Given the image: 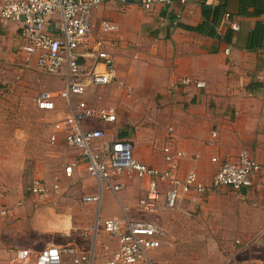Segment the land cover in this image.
Listing matches in <instances>:
<instances>
[{
	"label": "crops",
	"instance_id": "crops-1",
	"mask_svg": "<svg viewBox=\"0 0 264 264\" xmlns=\"http://www.w3.org/2000/svg\"><path fill=\"white\" fill-rule=\"evenodd\" d=\"M139 2L110 0L93 9L94 34L103 36L108 42L120 83L93 87L84 95L92 107L113 108L117 113L114 123L93 119L86 127L104 129L106 142L130 140L137 159L158 169L166 166V147L173 152L182 151L179 176L184 179L190 170H194L205 183H209L218 170L219 165L212 160L214 156L235 159L241 151L247 150L262 165V171L245 196L237 195L228 187L219 188L205 197L194 192H181L178 206L170 209L164 204L163 186L158 209L150 212L147 221L158 223L166 233L168 231L169 237L164 241L171 245L175 239L172 234L178 226L177 218L181 215L191 218L197 210L211 211L213 219L221 221L219 225L228 227L225 230L228 236H234L230 255L226 256L228 264L241 260L264 264V35L262 45H253L256 23L264 24V12H258L254 3L243 5L242 0H197L172 8L157 6L150 11L141 9ZM103 21L117 24L119 31L114 34L102 32ZM233 25H238L239 29L235 30ZM227 35L230 42L225 40ZM19 44L18 26L0 19V59L17 58L24 63L26 55L19 51ZM227 46L231 47L229 55L225 53ZM32 69L22 73L23 79L18 85L19 99L26 98L23 90L28 89V85L35 93L34 98L26 99L30 110L33 106L38 108L39 91L55 89L42 86L39 75L58 78L60 89L65 83L63 74L50 75ZM183 77L204 81L206 87L197 90L193 84H188L176 88V83ZM0 78L11 80L9 74L2 72ZM133 94V100L128 102L126 98ZM143 99L150 100L151 112H148L147 120L130 125L133 123L129 120H135L133 111ZM56 103L53 111L64 116L65 101L57 98ZM127 106L132 113L131 119L123 115L122 108ZM213 129L218 131L215 138L211 136ZM51 133L52 129L49 140ZM210 139H213L212 144H209ZM104 141H99L98 146ZM51 144L64 151V167L79 156L78 150L63 142ZM57 179L63 186V194L49 203L35 200L37 204L26 206L25 199H19L10 204L8 191L0 189V206L5 204L11 208V214L0 220V258L7 259L0 264H8L16 249L38 251L49 243H73L83 250L94 243L100 253L104 244L115 248L116 242L106 232L101 231L93 239L84 234L85 229L96 224L97 218L104 220L126 214L139 220L132 217L129 208L139 209V200L145 194L143 179L125 173L119 179L124 188L117 195L104 191L100 206L83 199L100 192L98 182L87 174L84 164L74 168L72 177H67L63 169L62 178L46 182L52 184ZM73 184L77 187L72 191L76 200L69 213L70 226L75 232H68L70 235L66 239L58 235L61 229L56 226L60 215L52 212V207L64 198ZM114 196L120 209L118 206L113 212H102V202ZM25 217L29 219V226L23 224ZM165 244L153 253L157 264L161 249H168Z\"/></svg>",
	"mask_w": 264,
	"mask_h": 264
},
{
	"label": "built area",
	"instance_id": "built-area-1",
	"mask_svg": "<svg viewBox=\"0 0 264 264\" xmlns=\"http://www.w3.org/2000/svg\"><path fill=\"white\" fill-rule=\"evenodd\" d=\"M110 0H1L0 19L9 20L18 26L20 34L19 51L26 55L28 65L44 74L64 76V87L59 91L41 90L36 104L40 110L53 111L60 98L66 103L64 116L53 123L51 143L63 142L79 151V156L64 167V174L72 177L74 168L85 165L87 174L95 179L100 192L88 195L85 201L101 204L104 191L118 194L124 188L119 179L127 173L145 181V194L139 200V209L157 211L165 186L164 204L170 209L178 206L181 192H194L202 197L228 187L237 195L245 196L253 188L262 165L252 158L247 150L241 151L235 159L214 156L219 165L209 183L203 182L194 170L183 179L179 176V159L183 152H173L166 147V166L163 169L151 167L137 159L130 140L104 141L106 133L101 128L86 127V123L98 119L105 123L117 121L113 108H94L84 98L93 87L108 86L118 82L114 56L103 36L94 34L93 9ZM126 2L127 0H122ZM197 0H140L141 9L150 11L157 6H184ZM101 31L114 34L119 31L117 24L110 21L101 23ZM235 30L238 25H233ZM231 47L225 48L229 55ZM193 84L197 90L206 87L201 80L181 78L175 85ZM130 92V88L128 89ZM217 129L211 131L217 137ZM99 141H104L98 146ZM213 139L209 140V144ZM104 147L103 149L99 147ZM58 180V179H57ZM60 180L48 184L43 178H36L29 187L31 197L39 202L58 200L62 193ZM7 205L0 206V220L11 214ZM106 232L116 242L104 244L98 253L94 243L89 249H79L73 243H49L38 251L30 248L16 249L8 264H157L153 253L163 246L167 237L165 229L158 223L134 220L128 215L113 216L101 220L84 230L91 239L100 232ZM68 235H70L68 233ZM69 257V258H68ZM235 264H251L238 261Z\"/></svg>",
	"mask_w": 264,
	"mask_h": 264
},
{
	"label": "rangeland",
	"instance_id": "rangeland-1",
	"mask_svg": "<svg viewBox=\"0 0 264 264\" xmlns=\"http://www.w3.org/2000/svg\"><path fill=\"white\" fill-rule=\"evenodd\" d=\"M21 60L0 59V72L7 73L11 77L10 82L0 78V189L8 191L7 197L10 198V204L19 199L20 201L25 199L26 206H31V204H37L28 190L32 181L37 177L49 182L54 181L56 177L62 178L65 153L57 149L56 145H52L49 140L53 123L61 117L58 112L40 111L34 106L30 110L26 99L34 98L35 93L29 85L28 89L23 90L26 98L23 100L18 98L20 96L18 85L22 82L24 72L33 71L32 68H34L32 65L28 67L26 61L23 63ZM38 80L42 86L55 88L51 89L53 91H59L61 88H58L59 79L56 77L41 74ZM134 96L135 94L126 99L130 102ZM128 108V106L122 108L124 118H130L132 115ZM151 108L150 100L143 99L137 110L133 111L135 120L133 122L129 120V123H133L130 125H137L140 121L147 120V114L151 112ZM142 114L146 115L142 116ZM63 182L65 183V180ZM76 188L75 184L70 185L64 198L52 207V212L60 215L58 226H56V229H61L58 235L66 239L69 236L68 232L71 234L75 232L70 226L69 212L75 204L76 199L72 191ZM116 201L115 196L104 200L102 212L106 210L113 212L118 206L120 209ZM129 212L132 217L139 220H148L151 215L150 212L137 207L129 208ZM193 213L191 218L182 215L177 218L178 226L172 234L175 237L174 242L168 243L171 245L165 244L169 237L167 235L163 245H167L168 249H161L158 256L159 264H228L226 256L230 255V247L234 241V236H228L225 232L228 227L219 225L221 221L213 219L214 215L211 211L203 213L197 210ZM23 224L29 226L28 217L23 219ZM3 259L7 260L0 258V261L2 262Z\"/></svg>",
	"mask_w": 264,
	"mask_h": 264
},
{
	"label": "trees",
	"instance_id": "trees-1",
	"mask_svg": "<svg viewBox=\"0 0 264 264\" xmlns=\"http://www.w3.org/2000/svg\"><path fill=\"white\" fill-rule=\"evenodd\" d=\"M243 5L249 6L250 4H255L256 9L258 12H264V0H242ZM219 13V8L216 10V14L218 15ZM196 29H199L198 27ZM200 30V29H199ZM264 35V24L260 21L256 23V27L254 30V35H253V45L254 46H259L262 45V38ZM225 40L230 42L231 38L230 36H226Z\"/></svg>",
	"mask_w": 264,
	"mask_h": 264
},
{
	"label": "bare ground",
	"instance_id": "bare-ground-1",
	"mask_svg": "<svg viewBox=\"0 0 264 264\" xmlns=\"http://www.w3.org/2000/svg\"><path fill=\"white\" fill-rule=\"evenodd\" d=\"M65 224V223H64Z\"/></svg>",
	"mask_w": 264,
	"mask_h": 264
}]
</instances>
